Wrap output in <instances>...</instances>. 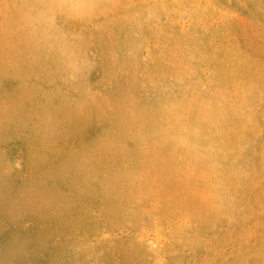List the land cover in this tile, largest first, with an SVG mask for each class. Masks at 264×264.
<instances>
[{
    "label": "rangeland",
    "instance_id": "1",
    "mask_svg": "<svg viewBox=\"0 0 264 264\" xmlns=\"http://www.w3.org/2000/svg\"><path fill=\"white\" fill-rule=\"evenodd\" d=\"M93 2L0 0V264H264V0Z\"/></svg>",
    "mask_w": 264,
    "mask_h": 264
},
{
    "label": "bare ground",
    "instance_id": "2",
    "mask_svg": "<svg viewBox=\"0 0 264 264\" xmlns=\"http://www.w3.org/2000/svg\"><path fill=\"white\" fill-rule=\"evenodd\" d=\"M120 0H94V2L92 3V5L90 6V8H92L91 10H96L95 8H98L99 6H117L120 5ZM57 2V6H58V11L63 12L64 9L68 6H74L73 3H71V0H56ZM159 27V26H158ZM156 27V30H158L159 28ZM169 89L175 94L174 97V103H176V105L178 106V108H185V106L188 103V95L187 93L184 91V89L181 88H177L176 85H174V83L172 81H168L167 82ZM177 89H176V88ZM180 87V86H178ZM175 108L174 105L170 106L169 109H173ZM155 114V111L153 110L152 106L150 105V107L148 109L143 110V116H141L142 118H144L145 121L148 120V123L150 122L149 117L153 116ZM146 128L149 127V125L145 124ZM18 131V130H16ZM8 138V134L6 136ZM6 193H2L0 190V200L2 198H5ZM75 215H65L63 217L62 223H60V226H56V224L53 223V220L56 218V216L50 217L48 219H45L43 222L44 217H42L41 215H35V220L36 225L34 226V228L30 231V233L32 235H37L38 237L37 240L35 241L34 244V248L36 249H41L43 250L45 245H46V241L48 239V236L45 234L46 231H48V233L50 235H54V233H57L58 230L59 231H65L67 234V231L69 229H71L73 227L72 221L74 219ZM43 239V241H42ZM4 241H8V244L12 243V239H5ZM4 245L8 246L7 243H3ZM36 255V253H35ZM61 257V255L59 256ZM51 260V259H50ZM48 261V259H47Z\"/></svg>",
    "mask_w": 264,
    "mask_h": 264
}]
</instances>
